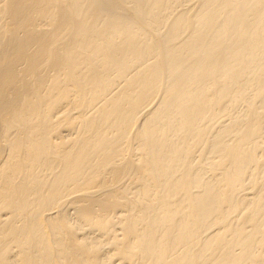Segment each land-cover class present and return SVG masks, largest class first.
Masks as SVG:
<instances>
[{
    "label": "bare ground",
    "instance_id": "obj_1",
    "mask_svg": "<svg viewBox=\"0 0 264 264\" xmlns=\"http://www.w3.org/2000/svg\"><path fill=\"white\" fill-rule=\"evenodd\" d=\"M0 264H264V0H0Z\"/></svg>",
    "mask_w": 264,
    "mask_h": 264
}]
</instances>
